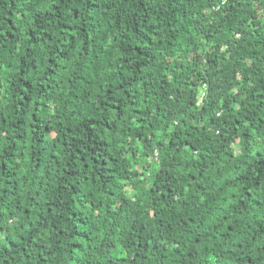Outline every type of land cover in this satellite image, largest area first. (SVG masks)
Instances as JSON below:
<instances>
[{"label":"trees","instance_id":"obj_1","mask_svg":"<svg viewBox=\"0 0 264 264\" xmlns=\"http://www.w3.org/2000/svg\"><path fill=\"white\" fill-rule=\"evenodd\" d=\"M0 264H264V0H0Z\"/></svg>","mask_w":264,"mask_h":264}]
</instances>
